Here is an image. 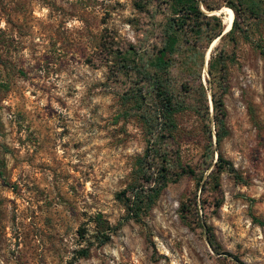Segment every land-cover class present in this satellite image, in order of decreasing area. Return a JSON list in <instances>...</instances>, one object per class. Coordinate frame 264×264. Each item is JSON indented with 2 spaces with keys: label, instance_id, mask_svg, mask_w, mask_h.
<instances>
[{
  "label": "rangeland",
  "instance_id": "1",
  "mask_svg": "<svg viewBox=\"0 0 264 264\" xmlns=\"http://www.w3.org/2000/svg\"><path fill=\"white\" fill-rule=\"evenodd\" d=\"M196 1L216 19L172 0H0V264H264V0ZM151 145L168 183L126 220ZM98 216L121 223L103 246Z\"/></svg>",
  "mask_w": 264,
  "mask_h": 264
},
{
  "label": "trees",
  "instance_id": "2",
  "mask_svg": "<svg viewBox=\"0 0 264 264\" xmlns=\"http://www.w3.org/2000/svg\"><path fill=\"white\" fill-rule=\"evenodd\" d=\"M176 4L179 5V12L183 13V15H186V17H191V16H199V15H212L209 17H212L213 19L215 18L216 11L215 8H212L208 6L207 4L204 5V10L203 8L199 7V3L196 0H172ZM208 11V12H206ZM230 12V11H229ZM228 12V13H229ZM232 15V20L234 18V15L232 12H230ZM229 13V14H230ZM235 26V21H233L232 26L230 31L227 33L229 34ZM181 25L176 24L173 26H170V37L169 39V47H172L173 41L176 42L177 39V31L181 33L180 30ZM179 29V30H178ZM216 39V37H215ZM217 40V39H216ZM170 47V48H171ZM166 50V48H165ZM209 48L207 49L208 53ZM205 53V56H207ZM204 56V61H203V66H202V72L205 69V59ZM166 63L159 64L160 66H165ZM130 99L133 98L135 103H138L141 96L139 94H131ZM217 101H213V106L217 110ZM161 107H162V118L166 120V126L170 128L169 130L171 131L172 129L175 128L174 120H173V115L177 110H179L180 105L178 103H175L173 101L172 97H165L162 99L161 102ZM138 109V108H137ZM140 117L143 119H146L145 115L140 112ZM149 119V118H148ZM148 123L151 124V121L148 120ZM215 123H218V115L215 114ZM155 151V145H151L147 148L145 155L143 158L138 159V172H139V180L142 181L143 183H146V186H141L139 189L138 188H133L131 194H127V190L122 191L119 194V197H122L124 199V206L127 210V216L126 220H134L136 222H139L141 220L142 215H145L151 206L154 204L155 200L158 198L160 195L161 191L166 187L168 183V174L166 171V168L164 167L163 163H165L164 158H159L161 157L156 156L159 158L160 163H158L155 167H153V163L155 161V156H152V153ZM145 187V188H144ZM98 221L99 224L101 225V230L97 232L96 235V240L98 246H103L107 244L110 241L111 236L119 229L121 223L119 222L116 226H110L106 220H103L101 216H98ZM90 250L89 248L81 249L78 252V257L79 258H87L89 256Z\"/></svg>",
  "mask_w": 264,
  "mask_h": 264
},
{
  "label": "bare ground",
  "instance_id": "3",
  "mask_svg": "<svg viewBox=\"0 0 264 264\" xmlns=\"http://www.w3.org/2000/svg\"><path fill=\"white\" fill-rule=\"evenodd\" d=\"M206 12H208V11H206ZM228 12L229 11H225V18H224L225 33H228L230 31L232 23H233L232 15L230 12H229L230 14ZM215 41L213 42V44L209 48L207 56H206V67H205V71H204L205 74L207 73V62H208L209 52H210L211 48L213 47V45L215 44Z\"/></svg>",
  "mask_w": 264,
  "mask_h": 264
}]
</instances>
